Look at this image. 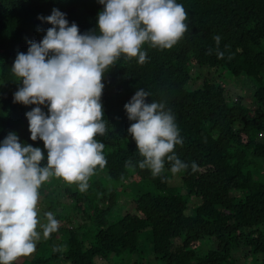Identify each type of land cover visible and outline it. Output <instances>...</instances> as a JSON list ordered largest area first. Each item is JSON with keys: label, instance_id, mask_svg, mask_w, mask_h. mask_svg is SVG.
I'll use <instances>...</instances> for the list:
<instances>
[{"label": "trees", "instance_id": "1", "mask_svg": "<svg viewBox=\"0 0 264 264\" xmlns=\"http://www.w3.org/2000/svg\"><path fill=\"white\" fill-rule=\"evenodd\" d=\"M177 2L188 13V29L176 45L145 43L143 64L121 55L106 69L107 132L97 139L107 162L96 167L84 192L57 177L41 185L38 218L46 223L44 213L52 212L58 230L45 238L38 226L34 252L16 264H121L126 256L130 264H144V256H133L142 253L147 231L151 253L164 264H239L234 254L244 249L249 264H264V0ZM103 7L98 0H0V142L14 132L21 143L39 147L47 163L44 143L31 140L25 115L36 106L14 102L22 82L11 68L17 53L52 27L38 17L59 9L83 34L98 30ZM214 35L221 36L222 58ZM226 73L254 82L252 106L229 99ZM141 88L150 93L147 103L163 102L173 112L183 139L174 152L187 169L173 174L165 160L154 177L138 166L143 157L124 106ZM123 195L133 211L116 218Z\"/></svg>", "mask_w": 264, "mask_h": 264}, {"label": "clouds", "instance_id": "2", "mask_svg": "<svg viewBox=\"0 0 264 264\" xmlns=\"http://www.w3.org/2000/svg\"><path fill=\"white\" fill-rule=\"evenodd\" d=\"M97 31L80 33L76 23L54 8L51 15L40 16L52 27L39 42H29L26 53L18 52L11 68L22 82L14 102L35 105L26 112L31 140H42L47 151L21 143L18 135L8 133L0 142V264H16L18 258L32 254L42 235L58 230L52 212L38 218L39 189L50 178L76 183L81 192L88 189L89 177L97 166L103 167L104 143L97 139L107 132L101 97L106 69L124 55L143 64L145 43L153 48L171 49L188 29V13L177 0H98ZM98 33V34H97ZM217 56L223 57L221 36L214 35ZM150 93L141 88L125 104L133 123L129 134L143 157L138 162L155 177L162 173L165 160L175 174L189 165L174 152L183 139L176 118L163 102L146 99ZM41 106H46V114ZM130 161L126 162V165ZM198 165L192 162L196 171Z\"/></svg>", "mask_w": 264, "mask_h": 264}, {"label": "rangeland", "instance_id": "3", "mask_svg": "<svg viewBox=\"0 0 264 264\" xmlns=\"http://www.w3.org/2000/svg\"><path fill=\"white\" fill-rule=\"evenodd\" d=\"M226 78H224V80H222V82L224 83V87L227 91V95L229 97V99H233L234 101L238 98H242L243 99V103L247 106H252L253 104V95H254V91H255V84L254 82H250V80L248 79H231V76L226 73V75H224ZM215 77H217L215 75ZM203 81V79L198 80L196 82V84H201ZM221 82V81H220ZM177 180V175L174 176L173 180L171 181L170 186H176L175 185V181ZM147 190H152V187H147ZM183 193H185L183 191ZM127 195V194H126ZM126 195L121 196L119 203L123 206V208L119 207V209L117 210V214H116V218H119L120 216H122L125 212L127 211H133V206H132V202L131 199L126 197ZM121 208V210H120ZM150 233L148 234V231L144 233V235L142 236L141 239V245L142 247L140 248V251L142 253H140L139 255H134L133 256V260H137L140 259V256H144V259H146L149 264H164V262L162 260H158L154 258V254L151 253V249L152 247H150ZM211 246H207L204 249L208 250L210 249ZM151 248V249H150ZM248 250H239L237 251L234 255L235 257L238 259V263L239 264H249L251 261V258L249 256V254L246 255ZM132 258H130L129 256H126L123 258L121 262V264H130L129 261ZM144 261V264L147 262ZM103 264H107V263H103Z\"/></svg>", "mask_w": 264, "mask_h": 264}]
</instances>
